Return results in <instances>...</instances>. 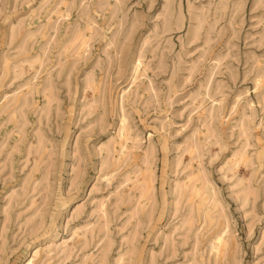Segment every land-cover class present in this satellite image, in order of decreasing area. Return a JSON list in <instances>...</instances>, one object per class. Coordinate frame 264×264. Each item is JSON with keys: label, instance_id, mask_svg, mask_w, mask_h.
Instances as JSON below:
<instances>
[{"label": "rangeland", "instance_id": "374dc122", "mask_svg": "<svg viewBox=\"0 0 264 264\" xmlns=\"http://www.w3.org/2000/svg\"><path fill=\"white\" fill-rule=\"evenodd\" d=\"M0 264H264V0H0Z\"/></svg>", "mask_w": 264, "mask_h": 264}, {"label": "bare ground", "instance_id": "6f19581e", "mask_svg": "<svg viewBox=\"0 0 264 264\" xmlns=\"http://www.w3.org/2000/svg\"><path fill=\"white\" fill-rule=\"evenodd\" d=\"M135 73V72H134ZM217 245V244H216Z\"/></svg>", "mask_w": 264, "mask_h": 264}]
</instances>
